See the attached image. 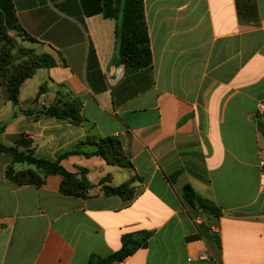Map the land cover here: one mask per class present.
<instances>
[{"label": "crops", "instance_id": "obj_1", "mask_svg": "<svg viewBox=\"0 0 264 264\" xmlns=\"http://www.w3.org/2000/svg\"><path fill=\"white\" fill-rule=\"evenodd\" d=\"M143 3L153 63L135 71L115 61L104 0H0L56 63L22 85L17 105L0 88V144L56 161L94 152L88 138H116L130 163L63 160L87 171L82 198L61 192L62 176L0 152V264H88L142 234L146 246L121 264H264V0ZM75 103L87 122L44 114ZM10 167L44 184H17ZM128 183L129 199L103 191ZM187 185L220 217L189 209Z\"/></svg>", "mask_w": 264, "mask_h": 264}, {"label": "trees", "instance_id": "obj_2", "mask_svg": "<svg viewBox=\"0 0 264 264\" xmlns=\"http://www.w3.org/2000/svg\"><path fill=\"white\" fill-rule=\"evenodd\" d=\"M104 15L107 18L115 19L116 25V55L115 61L135 71L152 67L153 57L148 26L145 17L143 0H104ZM12 30L22 37L26 42L35 43V39L23 34L15 24L8 21L0 12V88H6L7 99L15 105L18 104L19 92L22 85L40 69L52 68L56 65L54 59L47 54L32 55L29 60L15 65L11 55L5 51L6 43L9 41L8 33ZM47 116L60 117L71 120L75 123H85L87 120L81 115V105L70 104L63 110L53 106L44 112ZM5 127H0V133ZM88 143L96 146L92 153H81L73 151L63 154L58 160L51 161L37 159L30 153L19 152L15 147H6L0 144V152L11 153L15 162L35 166L38 170L48 174H56L63 177L61 192L75 197H88L92 184L87 178V171L80 169L73 173L68 171L62 161L72 155H85L87 157L97 156L104 159L110 165L130 166L127 161L122 145L116 138H105L96 141L88 138ZM17 145H22L19 141ZM7 178L17 184L42 185L44 182L32 170L16 172L10 167L6 172ZM133 181H131L132 183ZM131 183L122 184L117 187H104L103 191L107 196H119L129 199L132 195ZM183 200L185 205L194 211L196 215L203 214L220 217L219 208L203 201L193 188L189 185L183 189ZM149 234L125 235L123 245L119 252L107 257H91L88 264H116L122 263L138 249L145 247Z\"/></svg>", "mask_w": 264, "mask_h": 264}, {"label": "rangeland", "instance_id": "obj_3", "mask_svg": "<svg viewBox=\"0 0 264 264\" xmlns=\"http://www.w3.org/2000/svg\"><path fill=\"white\" fill-rule=\"evenodd\" d=\"M8 35L9 41L6 43L7 47L5 48V51L11 55L15 65L29 60L30 56L32 55H42L34 45H32L30 42H26L22 37L18 36L16 32L10 31ZM1 88L6 94V88Z\"/></svg>", "mask_w": 264, "mask_h": 264}, {"label": "built area", "instance_id": "obj_4", "mask_svg": "<svg viewBox=\"0 0 264 264\" xmlns=\"http://www.w3.org/2000/svg\"><path fill=\"white\" fill-rule=\"evenodd\" d=\"M259 112H264V104H262L259 107ZM259 169H260V173H261V180H262V189L264 190V159H261L259 162ZM210 254L206 251L200 252L198 255V260L199 261H206L210 259ZM189 261H192V259L190 258ZM116 264H121V263H116Z\"/></svg>", "mask_w": 264, "mask_h": 264}]
</instances>
